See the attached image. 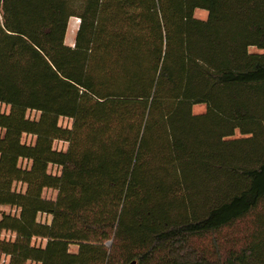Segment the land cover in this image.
Instances as JSON below:
<instances>
[{
  "label": "trees",
  "instance_id": "16d2710c",
  "mask_svg": "<svg viewBox=\"0 0 264 264\" xmlns=\"http://www.w3.org/2000/svg\"><path fill=\"white\" fill-rule=\"evenodd\" d=\"M0 205V264H264V0H0Z\"/></svg>",
  "mask_w": 264,
  "mask_h": 264
},
{
  "label": "rangeland",
  "instance_id": "374dc122",
  "mask_svg": "<svg viewBox=\"0 0 264 264\" xmlns=\"http://www.w3.org/2000/svg\"><path fill=\"white\" fill-rule=\"evenodd\" d=\"M196 15L198 17H200V18H206L207 12L204 11V10H197ZM79 23H80V20L77 17H72L70 19L68 33H67V37H66V43L68 45H71V46L74 45V43H75V36H76V32H77ZM251 51H257V49L256 48H251ZM202 111H204V107L202 105H196L195 106V112L196 113L202 112ZM29 114H30L31 117L38 116V113H36L34 111L33 112H30ZM58 146L59 147H64L65 144H63V143L60 142L58 144ZM10 211H14V210L11 207H9V206L0 205V214L2 212H10ZM76 248H77L76 246H72V250H76Z\"/></svg>",
  "mask_w": 264,
  "mask_h": 264
}]
</instances>
